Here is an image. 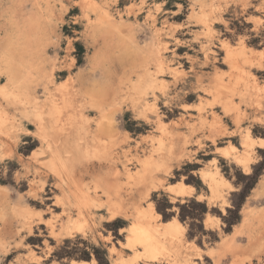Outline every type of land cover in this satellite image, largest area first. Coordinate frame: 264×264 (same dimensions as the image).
Returning a JSON list of instances; mask_svg holds the SVG:
<instances>
[{"label": "rangeland", "instance_id": "obj_1", "mask_svg": "<svg viewBox=\"0 0 264 264\" xmlns=\"http://www.w3.org/2000/svg\"><path fill=\"white\" fill-rule=\"evenodd\" d=\"M0 51L6 56L0 84L10 73L38 103L8 105L0 95L9 117L17 118L18 107L47 111L49 99L60 103L62 93L70 92L73 107L62 108L60 115L82 112L74 129L91 130L98 142L109 139L110 149L101 150L114 166L124 162L135 173L139 160L150 154L162 164L136 189L122 168L111 175L103 154L82 157L65 173L73 192L64 196L67 209L51 177L33 179L36 169L43 176L48 172L49 159L40 153L43 143L33 140L39 130L27 122L11 139L23 147L0 160V264H36L28 259L30 249L41 264L128 258L133 202L143 210L153 204L157 221L176 218L183 227L178 238L166 237L161 253L135 264H264V145L245 155V169L233 156L245 149L246 132L264 143V0H0ZM155 52L163 58L161 70ZM147 73L166 85L156 89L153 100L157 123L128 106L134 92L127 86ZM217 82L223 84L219 93L213 90ZM46 123V130L58 126ZM46 138L56 143L62 137ZM228 144L234 146L231 154L222 152ZM203 170L224 178L218 196L201 179ZM108 179L119 187L117 193L103 190ZM180 181L192 189L189 195L170 190ZM110 192L114 199L121 196L122 207L112 221L107 220ZM79 193L89 202L81 203L80 212L71 202ZM22 205L30 208L34 227L20 238ZM69 208L71 215L83 213L81 228L62 234Z\"/></svg>", "mask_w": 264, "mask_h": 264}, {"label": "bare ground", "instance_id": "obj_2", "mask_svg": "<svg viewBox=\"0 0 264 264\" xmlns=\"http://www.w3.org/2000/svg\"><path fill=\"white\" fill-rule=\"evenodd\" d=\"M91 5L94 8V10L95 9L97 10L99 17H103V15H105V12L99 10V6H96L94 3ZM156 55L157 54L155 52V56ZM231 56L232 54L230 55V58ZM5 57H6L5 52L0 51V64H3L5 62L4 61ZM163 62H164L163 58L160 57L159 55L155 57V64L159 70H161ZM0 73H5V72L4 70L0 68ZM147 74L148 76L147 75H146L147 77L145 76L146 79L142 77L139 79V81L144 79L143 82L140 81L141 84L139 83V81H137L135 82V84L130 83L131 89H130V86L129 88L127 86V89H129L131 93L134 92V94H131V100L128 106L132 108L133 110L139 111L140 116L143 119H145L146 122L152 120L153 123H157L159 122L158 121L159 113H157V110L155 108V102L153 100L157 99L156 89L164 88L166 85L161 78L153 77V74L151 73H147ZM9 76H10V73L8 74L6 78V82H7L6 84L4 83L0 84V95L3 98V100L6 102V104L8 105L12 104V105H17V106L19 105L22 107H28L31 105V103L33 105L38 104L33 98L29 99V94L26 92V88L23 82L15 81L13 77H9ZM49 82L53 83V79L51 76L49 78ZM132 88L134 89L133 91H131ZM202 88L205 91H207V88L205 87H202ZM222 88H223V84L221 82H217V84L213 86V90H215V92L217 93H219L220 90L222 91ZM8 89L10 90V92ZM53 89L55 88L53 87ZM57 89L63 90L61 89L60 86ZM68 94H69V97L67 96L66 91L62 93V98H61L60 103L58 102V100H54L53 98L49 99V109L47 111H45L42 108H38L37 106H34V111L28 112L27 110H24L22 107L21 108L18 107L19 114H17V118L15 119L17 123H15V120L13 118L7 115V112L5 111V106L3 105L2 102H0V160H2L4 154L5 156H7L8 158L7 160H9L10 157H15L16 155L15 150L17 148H20L21 146L23 147V144L22 143L15 144L14 140H11V139H14L15 135H17L19 132L24 131V128L27 122H33V124L39 130V132L36 133L35 136H33V140H40L43 143L42 150L40 153H47L48 155L47 157L49 159V161L46 160L47 162H44L45 167L46 168L48 167L47 169L48 172H45V175L43 176L42 173L38 171V169H36L34 171L35 174H34L33 179H38V182H39L46 176H47V179L51 177V179L54 180L53 186L56 188H59L60 191L62 192L63 198L60 197L59 195L60 197V199H58L59 201H61V199L64 200V198L68 197L69 196L68 194L70 191L73 194L72 190H69L70 189L69 185L67 186L64 183L65 173L67 172V169L71 168V166L75 164H78V160L80 161L82 157H86V156L88 157V155L89 157L90 155L93 157V155L103 154L105 156L107 154L108 156V152L103 153L102 151V150H105L107 143H109L108 138H106L108 139V141L103 139V141L98 142L100 137L98 136L99 138L97 141L96 139L97 136L94 134L95 131H93L92 135H95V137H93L91 136V133H90L91 130L87 128L86 129L89 130V132L88 131L87 132L90 134V136L86 135L87 133L86 131L84 132L81 129L79 130L74 129L72 124L74 123L78 115L80 117H83L82 112L77 113L76 111H72L69 114H65L64 116L60 115L62 113V108L73 107V101L71 98L73 96L70 92H68ZM21 96H24L25 98ZM14 97H16L18 100ZM46 121L58 122L57 128L46 130L45 128L48 127L46 126L47 124ZM59 121L63 122L62 125L59 124ZM158 125L159 124H157V126ZM53 134L55 135L56 138L62 137L61 141L56 142V143H52V141L49 142L46 136L53 135ZM261 141H262L261 139L259 140V139H255L251 137L249 135V132L245 133L244 140L241 144L245 147V149L239 153L233 154L234 158L240 163V165L244 169L248 167L247 166L248 157L245 155L248 154L249 150L253 149L255 145L257 144H260V146H262V144L264 145V143ZM102 143L105 145H103ZM158 144H159L158 148L163 147V143L161 142V140L158 141ZM101 147H103L104 149L101 150ZM233 149H234V146L231 144L228 148L223 147L222 152L226 154H231ZM110 153L112 154V152ZM108 157L110 158V156ZM103 158L104 157H102L101 160ZM109 158H106V156L104 158L106 161L105 168L108 169L110 173H112L111 175H115V176L119 175L120 170L122 168L123 173L127 176L126 177L127 180L132 182L131 185L135 186L136 189L137 187H140L143 185V183L146 181L147 174L151 170L162 166L161 161L157 158H154L150 154L149 156L139 160L140 167H137V170L134 171L135 173H132L133 171L131 172L130 168L128 167L126 163L121 162L122 163L121 168H118L116 167V165L114 166V162L107 160ZM110 160L112 159L110 158ZM217 168L218 167H216L215 170ZM215 170H203L201 172V179H203V181L208 183V186L210 188V191L213 197L218 196L221 185L226 184L224 178L221 177L219 173ZM108 181L105 182L103 190L106 188L105 192L115 190V192L117 193L119 187H117L116 184L111 182V179H108ZM129 181L127 183H130ZM40 184H42V182H40L39 185ZM66 187L68 188L66 189ZM189 187L188 185L185 186V184L182 183L181 181L177 182L176 184H173L172 186H169L171 191H173L176 194H180V195H189L192 192V189H190ZM109 194L110 195H108V197L110 199H113V203H112L113 206H110L107 209V220L112 221L117 218L116 215L119 214L120 210L122 209V207H120L121 196H118L116 197V199H114V195L111 194V192ZM65 195L66 197H64ZM139 195H142L143 197L142 196L140 197ZM144 195H145L144 193H141V194L138 193L139 198H145L146 195L145 196ZM74 198H77L76 200L78 201H76L75 199H73L75 202H73L72 199H70V201L72 200L71 201L72 204H75V203L77 204L75 205L78 206L79 212L81 210L80 208L81 203L86 207L89 206V202L88 200H86V197L84 194L79 193L78 197L75 196ZM42 200L43 199H41V201ZM56 200H57V197H56ZM41 201H39V203H42ZM63 202H64L63 205L65 206L67 205V207L64 206V208L68 209L69 204L65 203L66 199ZM63 202H60V203H63ZM133 205H134L133 211L130 214V216L132 217L134 224L126 230L128 234H126L127 241L125 244L126 247L129 248V251L131 254H129L130 256L128 255L129 256L128 258L127 256H124L123 258L122 256L119 255L120 257L118 261L116 259H115L116 261H113L109 257L110 264H135L138 259H146V258H152V257L154 258L157 254L161 253L164 247H166L165 240L167 236L173 239V238H178L182 234L183 227L176 218L170 219L168 221H157L158 215L154 212L153 204L150 205L147 210L141 209L135 202H133ZM26 207L20 210L19 212L20 218L18 219V224L16 225V233L20 236V238L21 236L23 237L24 233L31 232L34 227L31 223V221L33 220L32 219L33 214L31 213V210H28L30 208L26 209ZM70 208H69V214L71 211ZM61 209L62 211L64 210L63 207H61ZM65 211L67 212V210L65 209L63 211V214ZM82 215L83 213L81 212L80 214H77V216L73 214L68 215L67 218L65 216L64 221L65 220L66 221L64 222L62 220L64 224L62 225L60 224L61 233L62 234L70 233L73 227L81 228V223L83 220ZM39 220L41 219L39 218ZM51 229L53 231V226L50 227V231ZM162 240H164V242ZM21 244H23L22 241H21ZM27 256H28V259L35 261L36 264H41L40 256H36V254H34L32 249L28 251ZM81 262L83 264V262L85 261L83 260ZM81 262L72 260L70 264H80ZM182 264H189V263L185 262Z\"/></svg>", "mask_w": 264, "mask_h": 264}, {"label": "trees", "instance_id": "obj_3", "mask_svg": "<svg viewBox=\"0 0 264 264\" xmlns=\"http://www.w3.org/2000/svg\"><path fill=\"white\" fill-rule=\"evenodd\" d=\"M79 46V45H78ZM79 48H82L81 46H79Z\"/></svg>", "mask_w": 264, "mask_h": 264}]
</instances>
